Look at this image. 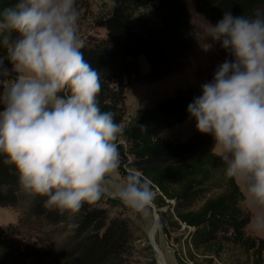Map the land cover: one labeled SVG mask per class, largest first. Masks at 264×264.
<instances>
[{"label": "clouds", "instance_id": "clouds-1", "mask_svg": "<svg viewBox=\"0 0 264 264\" xmlns=\"http://www.w3.org/2000/svg\"><path fill=\"white\" fill-rule=\"evenodd\" d=\"M79 16L77 0L0 6L7 51L0 56V164L14 170L18 188L60 213L74 216L110 193L147 217L156 196L149 178L131 168L119 186L106 184L120 166L123 129L99 106L100 72L81 51ZM200 33L205 51L218 44L231 59L201 83L188 118L212 135L225 177L243 185L241 206L264 209V7L225 10L215 23L203 17ZM253 229L264 231V212Z\"/></svg>", "mask_w": 264, "mask_h": 264}, {"label": "trees", "instance_id": "trees-1", "mask_svg": "<svg viewBox=\"0 0 264 264\" xmlns=\"http://www.w3.org/2000/svg\"><path fill=\"white\" fill-rule=\"evenodd\" d=\"M193 1L212 23L225 10L238 15L264 7V0ZM12 2L0 0V6ZM77 3L79 13H91L92 0ZM190 29L186 0H113L109 9L92 19L81 51L100 72L101 110L111 111L123 129L118 139V171L124 179L134 168L151 180L160 228L168 242L178 245L174 251L178 264H264V239L247 233L252 215L241 206L245 195L236 181L225 177L212 135L196 130L183 142L159 139L188 119L187 105L199 95L197 90L178 89L173 96L139 109L123 126L129 85L142 79L155 81L175 71L191 51ZM0 56H7L6 49L0 48ZM141 57L149 67L145 76ZM226 57L231 59L225 52ZM3 183L10 186L0 190V206H15L24 191L16 185L14 170L0 164ZM43 199L34 197L32 216L46 225L66 228L70 237L56 255L19 238V226L0 225V264H44L55 257L59 264H155L151 246L139 248L144 240L125 214H111L110 208H126L121 202L105 195L70 216L45 207ZM172 233L181 235L172 237Z\"/></svg>", "mask_w": 264, "mask_h": 264}, {"label": "rangeland", "instance_id": "rangeland-1", "mask_svg": "<svg viewBox=\"0 0 264 264\" xmlns=\"http://www.w3.org/2000/svg\"><path fill=\"white\" fill-rule=\"evenodd\" d=\"M92 1L91 13L89 15H82L80 13L79 16L78 39L80 43L84 35L92 29V19L109 9L113 3V0ZM186 3L191 16V29L189 36L192 41V48L190 53L175 71L170 72L155 81H146L142 79L129 85L126 100L127 116L123 126L127 125V123L136 116L139 109L151 107L158 101L173 96L178 89L193 88L200 94L201 83L210 80L216 65L225 59V51L220 48L218 44L207 51L202 48L199 41L201 40L200 26L204 16L196 10L193 0H186ZM140 64L142 75H147L149 67L144 57L140 58ZM4 83L6 84V82ZM2 86L3 85H0V88H2ZM2 107L3 105H0V109H2ZM195 131V121L188 118L184 122L163 132L159 139L161 141L183 142L186 141ZM215 152L217 153L216 149ZM122 182L123 179L117 169L110 175L106 184L110 189H114ZM238 185L245 195L243 185L239 183ZM34 197L35 196H30L23 192L15 206H0V225L3 227L9 225L19 226V228H17L19 238L25 237L27 241L31 240L36 242L46 252H54L58 255L57 251L70 237V231L61 226L52 227L46 225L45 223H41L38 219H35L31 214ZM247 209L252 215L251 221L247 227V233L254 237L264 239V231H256L253 229V222L256 215L264 212V209L255 205H252ZM117 211H121L125 214V216L132 222L135 231L144 240L139 248H142L144 244L150 245V233L154 221L153 210L150 209L147 217H143L133 212L128 207L125 209L119 207L110 208L112 215ZM180 235L181 233H172L171 236L174 237ZM186 235L187 234H185V236ZM156 242L164 254L166 264H178L174 255V251L178 249V245L172 241L168 242L161 228H159L157 232ZM141 251L142 249L140 252ZM145 254L147 255V252ZM153 258H155L154 253ZM141 260L145 261V258H141ZM152 261L153 259L148 262ZM27 264L33 263L28 262ZM44 264L59 263L55 257L54 260H48ZM152 264H154V262ZM155 264H158L156 260ZM218 264L220 263L218 262Z\"/></svg>", "mask_w": 264, "mask_h": 264}, {"label": "water", "instance_id": "water-1", "mask_svg": "<svg viewBox=\"0 0 264 264\" xmlns=\"http://www.w3.org/2000/svg\"><path fill=\"white\" fill-rule=\"evenodd\" d=\"M106 195H108L109 197L113 198L110 193H108ZM113 199L121 202L117 198H113ZM151 209L153 210L154 221H153V227H152L151 233H150V246L152 248V251L154 253L155 260L157 261V263L158 264L159 263L160 264H165L163 259H162V257H161V255H160V253L157 250L158 244L156 242V235H157V232H158V230L160 228V210L158 209V207L155 204H153Z\"/></svg>", "mask_w": 264, "mask_h": 264}, {"label": "bare ground", "instance_id": "bare-ground-1", "mask_svg": "<svg viewBox=\"0 0 264 264\" xmlns=\"http://www.w3.org/2000/svg\"><path fill=\"white\" fill-rule=\"evenodd\" d=\"M157 250H158V252L160 253V255H161V257H162L164 263L166 264V260H165L164 254L162 253V251H161V249L159 248V246H157ZM159 264H160V263H159Z\"/></svg>", "mask_w": 264, "mask_h": 264}]
</instances>
